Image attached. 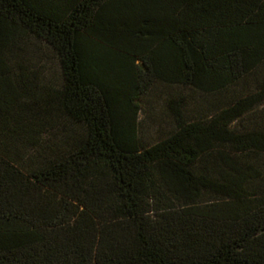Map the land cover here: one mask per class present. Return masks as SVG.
I'll return each mask as SVG.
<instances>
[{
    "label": "trees",
    "instance_id": "trees-1",
    "mask_svg": "<svg viewBox=\"0 0 264 264\" xmlns=\"http://www.w3.org/2000/svg\"><path fill=\"white\" fill-rule=\"evenodd\" d=\"M0 264H264V0H0Z\"/></svg>",
    "mask_w": 264,
    "mask_h": 264
}]
</instances>
